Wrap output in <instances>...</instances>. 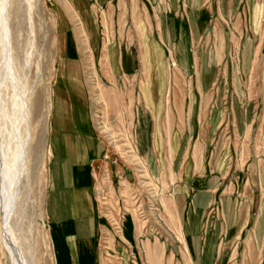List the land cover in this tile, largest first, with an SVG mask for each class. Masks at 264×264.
Here are the masks:
<instances>
[{"label": "rangeland", "instance_id": "obj_1", "mask_svg": "<svg viewBox=\"0 0 264 264\" xmlns=\"http://www.w3.org/2000/svg\"><path fill=\"white\" fill-rule=\"evenodd\" d=\"M61 1L0 0V264H17L15 256L29 264H202L199 242L195 254L184 235L186 209L171 213L201 131L211 137V163L230 171L226 185L250 178L233 214L245 212L250 195L249 218L264 219V0H203L199 13L184 14H173L170 0H64L78 21ZM82 109L92 129L90 230L58 224L65 212L52 216L50 141L76 133ZM176 131L183 136L174 150ZM216 205L211 220L221 216ZM60 236L76 239L61 261ZM215 240L211 264H264V244Z\"/></svg>", "mask_w": 264, "mask_h": 264}, {"label": "crops", "instance_id": "obj_2", "mask_svg": "<svg viewBox=\"0 0 264 264\" xmlns=\"http://www.w3.org/2000/svg\"><path fill=\"white\" fill-rule=\"evenodd\" d=\"M181 2L180 4V0L169 1L168 7L171 12L173 11V14H178L180 11L183 12L182 14L187 13L188 9L199 7L203 0H182ZM198 9L199 8L196 10L197 13H199ZM192 13L194 14L195 12H191V14ZM183 25L178 28L180 31L178 42L181 35L185 37L184 33L188 29ZM184 37L182 36L181 47L183 49L180 62L187 65V53L185 52L186 42ZM78 117L79 124L76 133L72 130L70 135H63L61 138H55L54 136L50 141V149L53 156L51 185L56 195V200H54L56 206L52 209V216L58 219L59 214L65 212V219L62 220V222L58 221V224L61 225V223H66L70 225V223L73 222H82L83 226L90 230L94 226L96 204L93 196L94 172L90 165V150L87 146L86 138L88 139L91 136L92 129L89 112L87 110L82 109ZM195 125V121H193L192 127ZM182 131L183 133L185 132L184 130ZM180 132L181 131L170 132V142L174 150L178 149L182 142L183 134ZM195 133L194 129L190 130V135L188 136L190 137L188 140L189 146L196 136ZM198 137L199 139L193 147V154L190 156L194 161L190 173V180L176 190V195L174 194L172 198L173 208L171 213L173 216L176 215L177 217L180 215L182 209H186L184 235L190 241L189 246L195 254L196 251H198L197 242H199L198 244L201 246V250L197 253L201 256V258L199 256V259L202 264H211V257L216 247L215 239L224 240L225 238H232V241L227 242V244H231L232 248L242 238H244L246 242L248 239L251 241L253 240L256 246H259V244L263 246L264 226L261 227L262 229H259L260 227L258 224L263 222L264 225V219L261 220L259 215L256 221L249 218L250 206L253 201L250 195H247V204L245 203L247 208L245 212L242 210L239 214L241 216H239L238 219L236 218L237 214H233V207L236 206L237 202L236 196H238L239 192L245 193L248 191L247 187L249 184L246 183L250 182V178L245 180L243 174H240V180L236 179L234 182L231 181L230 184L226 185L225 182L230 178V171L225 168L221 162L211 163L210 160L214 157L215 150L212 151L213 146H210V135L203 130ZM158 141L159 138L155 139L154 136V143L159 145ZM188 151L189 150H187V152ZM204 159L207 161L203 162L202 160ZM261 164L262 162H259V166H262V168L259 169L258 180L261 188L264 189V164ZM243 182H245V184ZM251 190L252 188H250V191ZM188 198L190 201H188ZM215 205L217 211H221V216L219 215L220 212H217V216L211 220L210 215ZM60 209L62 211H60ZM57 210L59 211L58 213ZM261 213L263 215V209L260 210V214ZM242 214H244V218L242 220V225L239 227L240 230L237 232L235 231L232 236V233L228 229L232 226V222H241L240 219H242ZM211 221H213V224ZM250 222L252 224L251 231L248 230V233L245 235L247 237H244V230ZM216 228H218V230H216ZM62 229H64L63 226ZM59 239L60 242H58L55 250L61 261L68 247H75L74 245L76 242L74 243V240L76 241V239L72 236H60ZM226 245L225 242L222 241L218 246V249H221L219 255L224 254L223 251ZM237 245L238 244H236V246ZM234 253L236 252L234 251Z\"/></svg>", "mask_w": 264, "mask_h": 264}, {"label": "bare ground", "instance_id": "obj_3", "mask_svg": "<svg viewBox=\"0 0 264 264\" xmlns=\"http://www.w3.org/2000/svg\"><path fill=\"white\" fill-rule=\"evenodd\" d=\"M62 2V6H63V8L68 12V15H69V17L71 18V20H73V21H78V19H75L76 18V16L75 15H73L72 16V14H74V9H72V7H71V5L67 2V1H61ZM75 33H76V35H78V41L80 42V47H81V49L82 50H85L84 51V53H87V50H86V48H87V46H86V43H84V41L82 40V37H83V34H82V30L80 29V27H78V28H76V30H75ZM107 58H109V56L107 57ZM87 59L86 58H84V62L86 61ZM107 61V62H106ZM101 63H102V68L103 69H108V65H107V63H108V60H106V57L104 56L103 58H102V61H101ZM111 98H112V96H111ZM3 163V162H2ZM2 171V170H1ZM4 193V192H3ZM6 194V193H5ZM1 200V199H0ZM8 202V201H7ZM6 202V203H7ZM1 203V202H0ZM5 203V204H6ZM1 205V204H0ZM2 207V206H1ZM4 208V207H3ZM6 209L7 208H5L4 209V211H2L3 213H4V218L6 219ZM3 210V209H2ZM16 257V263L17 264H29V262L28 261H26L24 258L22 259V258H18L17 256H15ZM23 260V261H22Z\"/></svg>", "mask_w": 264, "mask_h": 264}]
</instances>
